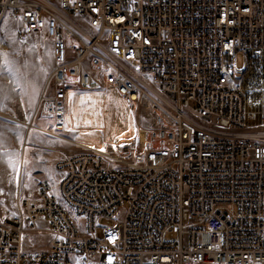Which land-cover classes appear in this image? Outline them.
I'll return each mask as SVG.
<instances>
[{
  "label": "built area",
  "instance_id": "built-area-1",
  "mask_svg": "<svg viewBox=\"0 0 264 264\" xmlns=\"http://www.w3.org/2000/svg\"><path fill=\"white\" fill-rule=\"evenodd\" d=\"M5 19L51 43L55 132L74 91L151 122L18 191L0 264H264V0H0Z\"/></svg>",
  "mask_w": 264,
  "mask_h": 264
},
{
  "label": "rangeland",
  "instance_id": "rangeland-1",
  "mask_svg": "<svg viewBox=\"0 0 264 264\" xmlns=\"http://www.w3.org/2000/svg\"><path fill=\"white\" fill-rule=\"evenodd\" d=\"M19 27L14 19L0 25V63L7 59L15 71V76L0 75V182L20 179V195L26 197L40 178L56 184L55 164L67 155L86 152L89 147L115 150L118 145L136 143L139 131L151 122V114L138 105L126 106L105 89L80 91L73 93L67 106L65 130L55 132L37 110L53 66L51 43L38 34L19 38ZM238 60L241 65V57ZM32 119L35 127L28 131L26 124ZM17 160L19 166L13 168ZM0 203L7 202L1 197ZM14 210L0 207L5 213L0 219Z\"/></svg>",
  "mask_w": 264,
  "mask_h": 264
},
{
  "label": "crops",
  "instance_id": "crops-1",
  "mask_svg": "<svg viewBox=\"0 0 264 264\" xmlns=\"http://www.w3.org/2000/svg\"><path fill=\"white\" fill-rule=\"evenodd\" d=\"M73 93H77V91L76 92L74 91V92L70 93L69 103L72 101ZM28 131H30V130H28ZM16 172H17V170L14 171V174ZM19 182H21V180L18 179L16 181V178H13L11 183L9 181L8 182H5V181L4 182H0V198L2 197L7 202V203H4V204L0 203V207L1 208L5 207V208H8V210L9 209H15L16 195H17L18 191H20V188H21L19 186ZM10 184H11V186H10ZM4 185H6V187ZM1 216H5V213L0 212V217Z\"/></svg>",
  "mask_w": 264,
  "mask_h": 264
},
{
  "label": "snow or ice",
  "instance_id": "snow-or-ice-1",
  "mask_svg": "<svg viewBox=\"0 0 264 264\" xmlns=\"http://www.w3.org/2000/svg\"><path fill=\"white\" fill-rule=\"evenodd\" d=\"M7 39H11V36L7 37ZM5 73L15 76L14 68L7 59L3 60V62L0 63V75H3ZM101 151H104V149L102 148ZM10 163H12V161H10ZM23 163L27 165L28 161H24ZM18 166H19V161L17 160L16 162L13 163V168H18Z\"/></svg>",
  "mask_w": 264,
  "mask_h": 264
},
{
  "label": "bare ground",
  "instance_id": "bare-ground-1",
  "mask_svg": "<svg viewBox=\"0 0 264 264\" xmlns=\"http://www.w3.org/2000/svg\"><path fill=\"white\" fill-rule=\"evenodd\" d=\"M77 92H80V91H77ZM97 92V91H96ZM100 92V91H99ZM110 92V91H109ZM111 93V92H110ZM112 94V93H111ZM114 95V94H113ZM114 96H116V95H114ZM117 97V96H116ZM119 98V97H118ZM120 99V98H119ZM121 100V99H120ZM127 106V105H126ZM66 114H67V111H66ZM30 129H32V128H34L35 126H34V123L32 124V126H28ZM64 140H66V141H69V142H72V143H75V144H78V145H80V143H78V142H76V141H74V140H70V139H64Z\"/></svg>",
  "mask_w": 264,
  "mask_h": 264
}]
</instances>
